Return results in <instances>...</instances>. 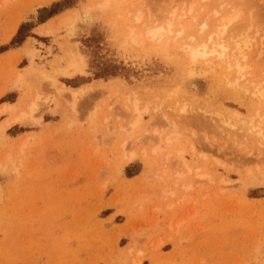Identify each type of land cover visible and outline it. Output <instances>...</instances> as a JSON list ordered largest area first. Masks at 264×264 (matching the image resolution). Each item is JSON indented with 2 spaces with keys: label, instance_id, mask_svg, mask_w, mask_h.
<instances>
[{
  "label": "rangeland",
  "instance_id": "1",
  "mask_svg": "<svg viewBox=\"0 0 264 264\" xmlns=\"http://www.w3.org/2000/svg\"><path fill=\"white\" fill-rule=\"evenodd\" d=\"M103 1L0 0V264H264V97L129 40L191 0ZM226 2L264 34V0Z\"/></svg>",
  "mask_w": 264,
  "mask_h": 264
},
{
  "label": "bare ground",
  "instance_id": "2",
  "mask_svg": "<svg viewBox=\"0 0 264 264\" xmlns=\"http://www.w3.org/2000/svg\"><path fill=\"white\" fill-rule=\"evenodd\" d=\"M105 1L106 0H104L103 2H105ZM191 1L189 2L191 4L190 5L188 4L189 7L188 6L182 7L177 12H173V14L171 13V16L168 13V16H170V18L169 17L168 18L170 20L168 22H166L167 24L165 22H164L165 24H162V23L149 24L148 21L142 22V16H141L142 14L133 15L135 18V22H136L137 26L138 27L141 26L142 27L141 30L145 29V31H143L142 37H140V38L136 37L135 38V37L131 36L132 38L130 37L129 40H132L133 42L132 41L131 42L134 45H136V44L139 45L140 48L144 47L147 49V47H148L149 51L151 49H153L154 51H156V50L160 51L163 49L164 51L166 50V52H169V51H171L170 47H172V53L174 54V56L177 57L174 60L179 61V63L184 66V68L189 73V75L194 76V74L198 70H210V72H211V71H216L219 69L221 71L223 78H224V81H225L224 82L223 79L220 80L221 78L219 79L221 82H224L223 85L225 84L227 86L235 87V89L237 87V89L239 88L238 89L239 91L241 90L240 93L242 92L245 95L251 94L252 96H256V98L257 97L263 98L264 97V34L258 35L259 30H258V28H256V26L252 22H250L249 25L245 24L244 22L239 23V15H240L239 11L240 10H232L230 8L228 9V5H227L228 2H226V0H216V2L214 1L215 3H211L209 1L210 4H208V5H206L204 3L205 0H200L204 4H202V2H200V4H202V5L199 4L198 9L194 6L195 0H191ZM107 2L108 1L105 2L106 4H104V6L108 5L109 2L108 3ZM171 3H172V1H171ZM102 5H101V7H102ZM76 11L77 12H74V13H79L78 10H76ZM136 11H137V9H136ZM131 13H132V10H129L127 12V14H126L127 16H125L126 21H129V22L131 21L129 18V14H131ZM75 15H77V14H75ZM64 16H62V17H64ZM65 17L67 19V16H65ZM62 19H61V21L63 23L64 20L67 21L68 19H70V17L67 20L66 19L62 20ZM166 19H165V21H167ZM70 20H72V19H70ZM145 20H148V19L145 18ZM67 22H70V21H67ZM67 22H65V23L67 24ZM134 27L135 28H133V26H132V28H133L132 30L136 29V25ZM141 27H139V28H141ZM253 30H256V32L253 33ZM130 33L132 35V32H130ZM137 34L139 35V33H137ZM124 38H126V37H124ZM8 39H9V37H8ZM124 44H126V42ZM146 49H145V51L147 52ZM153 50H151V51H153ZM71 58L72 59L71 60L69 59V62H68L69 66L64 71V73H63V70L65 69L66 65L63 67L64 69L60 68L61 72L59 70L58 73L60 75L64 74L67 78H74V76L77 74H80V75L86 74L87 75L88 70L86 69V64H85L83 58L81 57V55H79L77 53V54H74L73 56L71 55ZM174 62H176V61H174ZM254 64L261 65L262 68L259 67L261 71L260 70L259 71L253 70L255 72H252L251 68L253 67ZM177 70H179V69H177ZM218 73H216V74H218ZM180 77H178V78H180ZM181 80H182V78H181ZM181 80H180V82H181ZM221 82H219V83L221 84ZM52 83H53V81H52ZM219 83H217V86L219 85ZM177 87H179V84L177 85ZM249 87H251L252 90H250ZM62 88H60V91H58V92H60V94H61L62 90L66 91V89H68L64 85L62 86ZM248 88L251 92L248 90ZM239 91H237V92H239ZM80 92H83V89H73L72 95H76ZM62 93H64V92H62ZM70 95H71V93H70ZM82 95H84V94L82 93ZM245 95H244V97H245ZM61 96H63V95L61 94ZM76 96L78 97V95H76ZM72 99H74V98H72ZM127 100H128V98L126 99V101ZM260 100L258 102H260ZM133 105H134L133 108H135L134 102H133ZM136 107H137V102H136ZM11 108H12L11 105H8V104L3 105V108L1 109L0 113L7 112ZM186 108H187L186 104H183V105L179 104V105H175L173 107V111L176 114H179V116L184 117L186 115V113H188ZM132 110H134V109H132ZM135 111H137V108H135ZM135 111H133V112H135ZM138 112H136L135 114H138ZM204 112H205V114L209 115L208 118L209 117L211 118L213 115L211 113H213L214 111L205 110ZM214 113H215L214 117H216V112H214ZM220 113L217 112V114H219V116L217 115L219 118L217 120L220 121L221 126H223L222 127L223 130L228 135H230V134L232 135L231 132H235L238 130L240 131V129L238 127H236V126H238V124L236 125V124H234V122H229L230 119L228 120L227 116H226V118H227L226 119L225 115H223L224 116L223 118H222V116L220 117V115H221ZM228 114H229V112H228ZM25 115H27V114H24V116ZM234 115L237 116V114H234ZM133 116H135V115H133ZM20 117L22 118L23 116L20 115ZM15 118H18V117H15ZM15 118H14V120H15ZM27 118H29V117L27 116ZM32 118L33 117H31V119ZM224 118L228 121H226ZM18 119H16V120H18ZM11 120L13 122V119H11ZM234 120H236V119H234ZM251 124H252V122H251ZM250 126H252V127L250 128L247 126L248 128H245V129H247L249 132H251L253 134V136H255V137L257 136L256 137L257 140H258V138H259V141L261 139V144H259L260 142L259 143L256 141L255 142L263 147L264 135L262 134V131L260 132V130H262V128L259 129L258 131H256V125H250ZM259 126L261 127V125H258L257 128H259ZM241 129H243V127ZM245 129H243V130H245ZM233 134H236V133H233ZM132 154H134V153H132ZM132 154H130V156ZM130 156H129V158L132 159V157H130ZM129 158H128V160H129Z\"/></svg>",
  "mask_w": 264,
  "mask_h": 264
},
{
  "label": "trees",
  "instance_id": "3",
  "mask_svg": "<svg viewBox=\"0 0 264 264\" xmlns=\"http://www.w3.org/2000/svg\"><path fill=\"white\" fill-rule=\"evenodd\" d=\"M56 5L58 6L59 4L57 3V4L53 5V6H56ZM66 6H70V5L68 4V5H66ZM53 14H56V12H53ZM21 29H22V28H21ZM21 29L19 30V33H18V34L21 33ZM16 42H18V41H16V39H15V40L12 41L11 44L14 45Z\"/></svg>",
  "mask_w": 264,
  "mask_h": 264
}]
</instances>
